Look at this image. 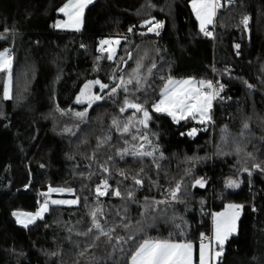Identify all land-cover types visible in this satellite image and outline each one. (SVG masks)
I'll return each instance as SVG.
<instances>
[{
	"label": "trees",
	"instance_id": "obj_1",
	"mask_svg": "<svg viewBox=\"0 0 264 264\" xmlns=\"http://www.w3.org/2000/svg\"><path fill=\"white\" fill-rule=\"evenodd\" d=\"M66 1L0 0V52L12 56L10 99L0 72V264H130L144 239L197 244L212 214L231 203L242 206L238 230L216 264H264V0H223L214 39L200 30L191 0H93L81 30L60 31ZM156 23L159 34L149 31ZM109 36L123 37L114 59L98 51ZM138 64L141 83L113 95ZM188 77L223 85L210 121L177 123L153 110L169 78ZM94 79L108 85L96 87L101 99L77 103ZM125 99L149 111L147 128L135 123L142 113L120 111ZM113 120L134 126L122 134ZM141 145L154 157L118 154ZM105 180L108 194L97 197ZM50 187L71 189L78 203L51 204L43 218L18 224L14 212L36 211ZM97 209L104 229H115L111 243L95 239Z\"/></svg>",
	"mask_w": 264,
	"mask_h": 264
},
{
	"label": "snow or ice",
	"instance_id": "obj_2",
	"mask_svg": "<svg viewBox=\"0 0 264 264\" xmlns=\"http://www.w3.org/2000/svg\"><path fill=\"white\" fill-rule=\"evenodd\" d=\"M232 0H229L231 3ZM92 3V0H67V2L59 9L61 13H64L67 16V20L64 22H57L55 27H64V28H74L79 30L82 26V18L84 9ZM222 7L221 0H192V8L195 12L197 19L200 22V30L204 32L205 35L211 36L212 33L207 31L206 28L208 25L213 24L214 17L216 16V12L219 8ZM245 26L249 23V18L245 17L241 21ZM147 24H151L152 21H146ZM163 25L160 23H156L153 27L149 28V31H157ZM131 31V29H129ZM157 34L158 31H157ZM118 44L119 41H116ZM111 44V41L104 40L101 42V50H105L103 45ZM240 45L237 44L236 48L239 49ZM114 54V49L111 50ZM109 59H112L113 56L109 55ZM11 67H12V56L9 51L0 52V72L7 71L8 73V87L4 90V98L10 99V87H11ZM142 65L137 66V69L134 70L133 76H131L127 81L123 78L120 79L119 86H114L111 89V93L114 95L118 92L120 88H122L125 92L128 91L127 85L133 83L135 79L137 84L141 83V79L139 77V70ZM152 67H155L153 64ZM149 73L151 69L148 70ZM100 84V81L89 82L84 87L88 89L91 84ZM101 89L107 88L108 85L100 84ZM251 87V85H249ZM223 91V85H219L218 87L214 86L212 81H195V80H174L169 78L167 80L166 85L163 88L161 93L162 99L159 100L158 103L154 104L153 110L155 112H163L167 113V115L171 116L174 121L179 123L181 119H187L191 117L192 119H196L197 116L200 118V122H207L211 120L210 110L212 108V102L214 99L220 96V93ZM85 98L91 106V103L94 101L100 100L101 97L98 95L88 94L85 96V92L82 91L80 96L76 98L77 103L85 102ZM124 107L120 108L121 112L126 111L131 108L134 109L136 113H142V118L138 121H135L136 124L142 125L143 127H148V122L151 119V115L149 111L143 106V104L132 102L128 99L124 101ZM75 115L81 119L87 116V112H77ZM113 126L117 128V130L121 131L122 134L130 133L134 124L130 120L123 125L120 124L119 121L113 120ZM244 128H248V125L245 124ZM139 131V129H137ZM195 129L192 130L189 135L195 134ZM132 140H136L138 137L133 135ZM111 139V137H108ZM140 139L147 141V143L151 144V141L148 140L147 136H142ZM128 143V141H125ZM239 151V149H237ZM156 149L153 148L151 151H144L143 146L139 149L133 147L132 149L124 148L118 154L123 158L125 155H131L136 158L143 157H154ZM162 156V154H161ZM158 167V165H157ZM255 167L259 168L260 165H255ZM104 172H108L109 169L104 167ZM143 171V169H141ZM247 171V169H245ZM121 176L124 175L123 172L120 173ZM134 183L136 185H143V180L139 178L133 177ZM196 184L204 187L205 181L203 179L197 180ZM227 186L229 188H237L239 187V182L236 180L229 179L227 182ZM110 185L107 180H105L102 186L96 188V192L99 196H104L108 194V189ZM103 189V190H102ZM180 190V186L177 185L175 190L171 192V197L173 200L176 199L177 193ZM71 191V189H57V188H49V193L53 192H64ZM113 194L117 197L121 196V191L119 188L113 190ZM44 195H48L45 193ZM129 198L133 197V192L129 191L127 193ZM166 201H157L156 204L165 203ZM53 204H75L78 203L77 200L73 201H63V200H52ZM242 206L239 205H228L227 210L222 213H216L214 215V234L212 238L203 237L201 238V243L199 245V264H216L218 258L223 254V246L225 241L237 231L236 222L239 219L240 212ZM48 210V202L47 200L43 205H41V210L36 213V216H41L43 212ZM101 211L97 209L91 213L93 217V228L98 231V235L95 239H99L100 236H104L107 238V241L111 243L112 235L111 233L115 231L114 228L105 230L101 223L96 220L97 212ZM16 215L17 220L23 224L25 227L29 223L34 222L36 216H31L30 214H22V213H14ZM24 216V219L21 217ZM127 227V225H125ZM92 228L88 231L92 232ZM88 233H85L87 235ZM117 242L124 240L123 237H117ZM129 239H134V237H129ZM208 240V243L204 241ZM126 242V241H125ZM214 242V243H213ZM215 244V246H214ZM94 246V245H93ZM194 246L191 242L188 241H176L174 239H144L141 243H139L136 247L134 254L131 255V264H194L193 258ZM83 254V253H82Z\"/></svg>",
	"mask_w": 264,
	"mask_h": 264
},
{
	"label": "crops",
	"instance_id": "obj_3",
	"mask_svg": "<svg viewBox=\"0 0 264 264\" xmlns=\"http://www.w3.org/2000/svg\"><path fill=\"white\" fill-rule=\"evenodd\" d=\"M222 1L223 0H221V4H222ZM67 2V1H66ZM65 2V3H66ZM92 2H93V0H92ZM64 3V4H65ZM63 4V5H64ZM62 5V6H63ZM190 5H191V8H192V0L190 1ZM61 6V7H62ZM87 8V7H86ZM85 8V9H86ZM85 9H84V12H85ZM192 11H193V8H192ZM61 13V12H60ZM193 13H194V16L196 17V15H195V12L193 11ZM216 14H217V12H216ZM83 16H84V13H83ZM196 19H197V17H196ZM67 20V16L64 14V13H61V17H59L56 21H55V23H54V25H56L57 24V22H64V21H66ZM82 20H83V18H82ZM148 21H152V20H148ZM197 21H198V25H199V28H200V22H199V20L197 19ZM216 21V16L214 17V22ZM214 22H213V24H214ZM213 24H211V25H208L207 26V28H206V30L208 29V28H210ZM144 26H146V25H148L146 22L143 24ZM155 24H153L151 27H153ZM82 27H83V22H82V26L79 28V30H81L82 29ZM57 30H60V31H79V30H76V29H74V28H64V27H55ZM104 40H109V41H111V44H105V45H103V47H104V51H106L107 53H109L108 55H112L113 56V58L112 59H114V57H115V55H116V53H117V50H118V46H119V44H120V42L123 40V37H121V36H109V37H106V38H104L102 41H104ZM116 41H119V43L117 44L116 43ZM101 46V45H100ZM112 49H114L115 51H114V54L112 53ZM4 51H7V50H4ZM4 51H1V52H4ZM172 79H174V80H195V81H200L201 79H195V78H190V77H188V78H172ZM205 81V80H204ZM166 85V84H165ZM7 87H8V84H7ZM164 88V87H163ZM163 91V90H162ZM160 99H162V95H161V97H160ZM159 99V100H160ZM159 100L156 102V103H158L159 102ZM167 114V113H166ZM196 119H199L200 120V118H199V116H197V118ZM195 119V120H196ZM200 122V121H199ZM197 132V131H196ZM195 132V133H196ZM55 188H57V189H63V188H58V187H55ZM45 193H48V191L47 192H45ZM44 193V194H45ZM64 194V193H63ZM64 197L63 198H61V199H63V201H73V200H77L78 198L76 197V196H73V192H70V191H68V193H66V195H63ZM58 199V198H57ZM53 204V203H52ZM76 204V203H75ZM66 205H74V204H66ZM228 205L229 204H227L226 206H225V208L224 209H222V210H220V211H217V212H214L213 214H212V231H213V233H214V228H215V225H214V215L216 214V213H222V212H225L226 210H227V207H228ZM241 213V212H240ZM240 218V217H239ZM238 223H239V221H238ZM23 226V225H22ZM237 230H238V224H237ZM233 235V234H232ZM231 235V236H232ZM227 241V240H226ZM192 244H193V246H194V252H193V258H194V264H199V245L200 244H195L194 242H191ZM226 243V242H225ZM225 245V244H224ZM214 246H215V244H214ZM223 252H224V246H223ZM217 262V261H216ZM130 264H131V260H130Z\"/></svg>",
	"mask_w": 264,
	"mask_h": 264
},
{
	"label": "rangeland",
	"instance_id": "obj_4",
	"mask_svg": "<svg viewBox=\"0 0 264 264\" xmlns=\"http://www.w3.org/2000/svg\"><path fill=\"white\" fill-rule=\"evenodd\" d=\"M245 17H247V16H245ZM241 21H242V19H241ZM216 23V21L214 22V24ZM242 23V22H241ZM213 24V25H214ZM243 24V23H242ZM212 27V26H211ZM109 54V53H108ZM100 81L99 79H94V80H88L84 85H83V87H82V89H81V91H80V93L82 92V91H84L85 92V96H87L88 94H92V95H98V96H100V93H99V91H97L96 90V87H99V88H101L100 87V84H102V82L100 81V84H95V83H93V84H91L90 86H89V88L88 89H85V85L86 84H89V82H94V81ZM80 93L77 95V97L78 96H80ZM76 97V98H77ZM82 99H85V98H82ZM95 102V101H94ZM83 103H88L87 102V100L85 99V102H83ZM89 104V103H88ZM92 104V103H91ZM213 105V104H212ZM211 111H212V108H211V110H210V115H211ZM196 121H200L199 119H196ZM196 132V131H195ZM50 188H54V187H50ZM59 188V187H58ZM64 189V188H63ZM70 192H72V191H70ZM64 193V194H63ZM66 193H68V191H64V192H53V193H49V190H48V195H44V194H42V196H43V198L45 199V201L47 200V202H48V208H49V206L52 204V200H63V199H61V198H63L64 196L63 195H66ZM58 198V199H57ZM45 201L43 202V203H40V205H39V208L36 210V211H26V210H17V211H15L14 213H22V214H30L31 216H36V213L37 212H39L40 210H41V205H43L44 203H45ZM230 205V204H229ZM231 205H236V204H234V203H231ZM48 211V210H47ZM46 211V212H47ZM46 212H43L42 213V215L41 216H36V218H35V220H34V222L35 221H37L38 219H41V218H43L44 217V215L46 214ZM15 216V218H16V220H17V217H16V215H14ZM240 217V216H239ZM25 217L24 216H22L21 217V219H24ZM238 221H239V219L237 220V222H236V225L238 224ZM17 222H18V224H20V225H23V224H21L18 220H17ZM34 222H32V223H34ZM32 223H29L28 225H30V224H32ZM24 226V225H23ZM237 232V231H236ZM235 232V233H236ZM234 233V234H235ZM226 242V241H225ZM225 244V243H224Z\"/></svg>",
	"mask_w": 264,
	"mask_h": 264
},
{
	"label": "built area",
	"instance_id": "obj_5",
	"mask_svg": "<svg viewBox=\"0 0 264 264\" xmlns=\"http://www.w3.org/2000/svg\"><path fill=\"white\" fill-rule=\"evenodd\" d=\"M245 18V16L244 17H242V20ZM207 31H209V32H211L212 33V35L211 36H209V38H212V39H214V37H213V35H214V33H215V31H216V23L214 24V25H212V27H210V28H208L207 29ZM104 48V47H103ZM98 51L99 52H103L102 50H101V46L98 48ZM212 81V83H213V85L214 86H216V87H218V84L214 81V80H211ZM218 98V97H217ZM216 98V99H217ZM216 99H214L213 100V102H212V109H213V107H214V102H215V100ZM99 186H102V184L101 185H98V186H96V188L97 187H99ZM103 190V189H102ZM96 196L97 197H100L99 195H98V193L96 192ZM45 201V199L43 198V200H42V202L41 203H43ZM213 231H212V228L209 230V231H205V232H203V233H201L200 235H199V237L197 238V240H196V243L197 244H200L201 243V238H202V236L203 237H208V238H212L213 237ZM205 243H208V240H205L204 241ZM214 243V242H213Z\"/></svg>",
	"mask_w": 264,
	"mask_h": 264
}]
</instances>
